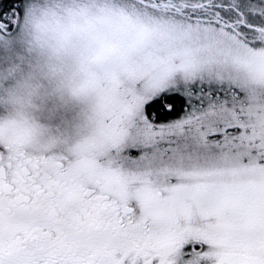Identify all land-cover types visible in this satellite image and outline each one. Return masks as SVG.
<instances>
[{"label": "snow or ice", "instance_id": "obj_1", "mask_svg": "<svg viewBox=\"0 0 264 264\" xmlns=\"http://www.w3.org/2000/svg\"><path fill=\"white\" fill-rule=\"evenodd\" d=\"M0 264H264V0H0Z\"/></svg>", "mask_w": 264, "mask_h": 264}]
</instances>
